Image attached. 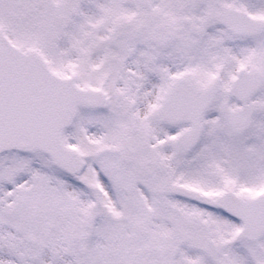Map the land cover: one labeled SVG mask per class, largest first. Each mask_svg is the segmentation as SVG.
Wrapping results in <instances>:
<instances>
[{
	"label": "snow or ice",
	"instance_id": "obj_1",
	"mask_svg": "<svg viewBox=\"0 0 264 264\" xmlns=\"http://www.w3.org/2000/svg\"><path fill=\"white\" fill-rule=\"evenodd\" d=\"M0 264H264V0H0Z\"/></svg>",
	"mask_w": 264,
	"mask_h": 264
}]
</instances>
